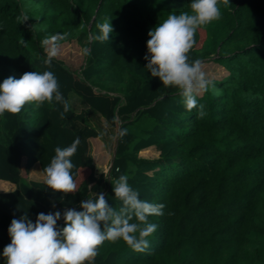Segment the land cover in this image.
I'll list each match as a JSON object with an SVG mask.
<instances>
[{"label":"trees","instance_id":"1","mask_svg":"<svg viewBox=\"0 0 264 264\" xmlns=\"http://www.w3.org/2000/svg\"><path fill=\"white\" fill-rule=\"evenodd\" d=\"M28 1L25 9L23 0H0V83L52 71L69 105L81 99L116 129V152L105 173L99 171L93 159L105 146L86 111L75 114L70 106L62 119L63 106L55 101L0 116V181L15 186L0 193V264H6L2 252L12 219L27 215L35 223L41 212L80 210L82 201L101 191L119 209L112 185L122 174L141 199L163 204L164 214L149 217L157 230L147 250L106 241L92 264H264V224H258L264 198V0H220V19L197 31L190 61L210 60L227 73L196 97L203 117L199 108L185 107L177 88L152 77L145 59L148 32L169 13L188 11L191 0ZM105 19L113 27L110 40H91ZM57 34L65 35L59 46L74 41L88 48L78 69L57 57L50 68L44 64L43 40ZM102 72L122 94L95 86ZM122 129L127 134L120 138ZM77 137L71 158L76 193H54L45 183L28 181L34 165L44 175L55 148ZM150 147L158 158L137 160Z\"/></svg>","mask_w":264,"mask_h":264},{"label":"clouds","instance_id":"2","mask_svg":"<svg viewBox=\"0 0 264 264\" xmlns=\"http://www.w3.org/2000/svg\"><path fill=\"white\" fill-rule=\"evenodd\" d=\"M223 3L227 5L229 0H223ZM188 8L178 14L169 13L148 32L146 68L164 86L177 88L185 107L188 110L199 108V116L203 117L206 114L204 106L197 104L196 97L207 91L212 81L203 71L202 61H190L188 54L196 45L197 31L220 19V0H191ZM23 20L27 21V17ZM97 28L99 34L90 39L108 42L113 33L110 21L105 19L97 24ZM63 39L65 35L57 34L43 40L44 45H51L44 61L48 68L57 54L59 41ZM81 52L89 55L88 48ZM53 101L62 104L60 118H66L70 105L52 71L25 72L19 79L9 76L0 83V116L18 114L26 104L42 105ZM126 134L127 129H122L119 137ZM79 144L77 137L69 146L55 148L54 157L43 170L46 188L52 192L67 195L78 191L71 158ZM128 180L129 177L122 174L112 185L114 199L121 202L119 209L109 206L105 193L101 191L99 194L92 192L82 201L80 211L70 208L63 214L60 211L41 212L35 223L27 215L12 219L8 228L10 243L2 252L6 264H92L106 241L123 240L134 251L147 250L150 246L148 237L157 230V225L150 222L149 217L163 215L165 206L141 199ZM61 219L64 221L62 228L57 226Z\"/></svg>","mask_w":264,"mask_h":264},{"label":"rangeland","instance_id":"3","mask_svg":"<svg viewBox=\"0 0 264 264\" xmlns=\"http://www.w3.org/2000/svg\"><path fill=\"white\" fill-rule=\"evenodd\" d=\"M25 2L24 8H28L30 6V2L28 0H23ZM35 25L37 27H40L38 24V21L35 20ZM51 45H48L46 47V51L49 52ZM81 47L76 42H70L66 43L64 45H60L57 49V54L55 57H57L59 60L63 61L64 64L72 69H78L82 63H83V57L81 54ZM202 67L203 71L206 73V76L209 80H219L222 79L227 73L226 71L220 67L218 64L213 63L212 61H202ZM95 86L100 85V89L104 90H110L113 92H118V86L114 85L113 83H110L108 74L106 72H102L101 74H98L95 78ZM121 93L122 92H118ZM200 95V94H199ZM103 134V133H102ZM108 134H103V136H106ZM116 142V129L112 127L111 134L109 137L105 140L106 148H101L98 152V155L94 156V162L97 167V169L101 172H103L107 166V163L111 161L113 158V152ZM159 156V152L154 148L150 147L145 149L142 152H139L136 156L137 160H147L152 161L156 160ZM99 157V158H98ZM15 189V186L12 185L9 182H3L0 181V193H6L10 192ZM264 197V196H263ZM77 211H80L79 209H76ZM259 221L258 224L262 226L264 224V198L261 202V206L259 209ZM252 246H249L247 248V252H245V259H248L251 253Z\"/></svg>","mask_w":264,"mask_h":264},{"label":"crops","instance_id":"4","mask_svg":"<svg viewBox=\"0 0 264 264\" xmlns=\"http://www.w3.org/2000/svg\"><path fill=\"white\" fill-rule=\"evenodd\" d=\"M99 86V85H97ZM71 109L73 110V112L79 113L81 111H86L85 113H87L86 116V120L88 122L89 125H91L99 134L100 137L103 140V145L106 148V143L105 140L109 137V135L111 134V130L112 127L109 126L105 120L99 115L97 114V112L92 111L91 109H89V107L86 105L85 102H83L81 99L79 98H72L71 99V103H70ZM108 134L106 136H103V134ZM144 151V150H142ZM140 151V152H142ZM106 169L103 171V173H105ZM28 181H32V182H36V183H44V175L41 173V171L39 170L38 165H34L33 168L30 170L29 174H28ZM67 210V209H65ZM65 210L61 211V214H63V212Z\"/></svg>","mask_w":264,"mask_h":264},{"label":"water","instance_id":"5","mask_svg":"<svg viewBox=\"0 0 264 264\" xmlns=\"http://www.w3.org/2000/svg\"><path fill=\"white\" fill-rule=\"evenodd\" d=\"M115 152H116V150L114 149V152H113V155H112L113 157L115 156Z\"/></svg>","mask_w":264,"mask_h":264}]
</instances>
